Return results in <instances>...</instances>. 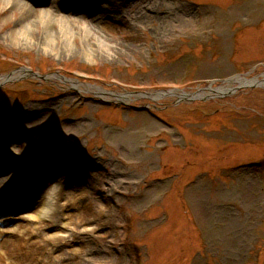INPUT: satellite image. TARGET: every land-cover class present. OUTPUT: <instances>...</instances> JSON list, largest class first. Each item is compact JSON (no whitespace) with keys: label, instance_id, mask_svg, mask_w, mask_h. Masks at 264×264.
<instances>
[{"label":"rangeland","instance_id":"1","mask_svg":"<svg viewBox=\"0 0 264 264\" xmlns=\"http://www.w3.org/2000/svg\"><path fill=\"white\" fill-rule=\"evenodd\" d=\"M102 6L113 17L103 32L113 49L98 46V56L82 36L67 52L33 45L42 23L31 37L18 35L21 10L0 3V145L16 133L11 147L29 153L18 158L13 181L41 152L34 167L53 159L71 172L67 192L77 189L56 197V172L51 216L34 236L38 221L15 218L32 205L0 212V221L11 218L2 229L26 224L12 264H264V0ZM86 10L68 13L88 23ZM236 76L262 83L229 85ZM211 81L231 89L184 102L148 96ZM46 144L62 154L48 157Z\"/></svg>","mask_w":264,"mask_h":264},{"label":"bare ground","instance_id":"2","mask_svg":"<svg viewBox=\"0 0 264 264\" xmlns=\"http://www.w3.org/2000/svg\"><path fill=\"white\" fill-rule=\"evenodd\" d=\"M32 1L33 4H29L24 1L21 2V0H0V3L5 5V7L9 5L11 7V10L17 8L21 10L22 15L17 18L16 22L17 31H15V33L18 35L28 34V36L31 37V34L33 33L31 31H34V28L37 24L36 21L42 23L45 31L43 32V35H40V38H34L33 45L41 46L46 49L50 48L51 51L53 50L58 53H60V51L67 52L72 50V47L74 46V40L82 36L83 40H81V43L84 44L94 55H98L101 52L98 46L104 47L108 50L113 49V44L110 42L109 38L103 34L104 31L106 32V28L110 27L109 25L113 24V17L109 13L110 10H107L102 6L104 0ZM36 5H41L44 8L40 9V11H37L35 7ZM84 7L87 9L86 11L89 19L88 23L87 21L83 22L76 17L69 16V13L71 15H76L78 11ZM142 8L147 9L146 6H143ZM31 12L33 14V17H36L35 19L31 17ZM53 25H55L56 27H53ZM57 41L62 42V48L60 50L57 46L53 45V42L57 43ZM27 72V69L21 70L22 74H25ZM13 75L14 73L4 75L2 78L6 77L7 79L12 77ZM244 78L246 77H239L237 79H234L235 81L228 83L230 85V83L243 84L246 82H250V80H246ZM70 82L74 83V85L77 86L81 85L75 81L70 80ZM229 85H221L217 88V91H225L226 89H229ZM88 87H92L98 93L102 92V89L100 87ZM124 96L126 97V95ZM129 137L131 138V141L133 134L129 133ZM7 138L8 139H6L5 145H0V212L3 211L2 214L11 213L14 215L20 210L26 209L24 208L26 205H32L31 208L34 207L32 213L15 216V218L24 220L29 224L31 222L38 221L39 226L35 228L36 230L34 231L36 232H33L32 234L34 236L37 234V232H39V230L47 227V225L44 224V221L47 217L51 216L50 214L52 212V205L50 203L52 200H48L49 196L52 194L49 193V190L53 185L51 179L55 175H57V173L63 175L62 180L59 181V184L57 186L56 197H58L60 194H67L70 192L71 193L69 195L71 196L74 193L73 190L77 189L73 188L70 192H67L66 181L69 178L67 175L71 174V172L63 168L65 166L62 164H60V167H55L53 159L49 160V163L45 164L46 168L42 169L34 167V165H37L35 164L36 162L40 163L43 161L44 156L41 155V152H39L40 154H38L36 159L33 161L34 165H31L29 169L25 171L26 173H21L18 176L17 180L13 181L15 174L14 172L16 170L15 165L16 163H21V159L18 158H27L29 153L26 152L21 155L15 150V148L11 147L13 146L12 144H14V141L17 139L16 133H9L7 135ZM44 150L45 152H47L48 157L58 156L60 154V152L52 148L50 144H46ZM90 166H94V164L91 162ZM34 170L35 172H37L35 177V181L37 180V182L34 183V181L28 187L22 186V183L28 181V177L32 175V173H34ZM65 172L68 174L66 175ZM88 175V172L84 173L81 177L80 183L77 182V186H81V188L82 186H84L86 188L87 179L85 178L88 177ZM6 184L8 185L7 187L5 186ZM85 199H87V194L79 196L78 198L73 196L72 202L70 204L74 205L77 202L80 203L81 200ZM9 220H11V218L2 219L0 221V225L8 224L10 222ZM25 228L26 224H22L20 222H17L15 225H12L9 228H0V264L13 263L11 257H14L18 253L17 247L15 246V244L17 245L16 238L18 239L24 236ZM9 259L10 263L8 261Z\"/></svg>","mask_w":264,"mask_h":264},{"label":"water","instance_id":"3","mask_svg":"<svg viewBox=\"0 0 264 264\" xmlns=\"http://www.w3.org/2000/svg\"><path fill=\"white\" fill-rule=\"evenodd\" d=\"M241 76H236L235 78H230L228 81L232 82L235 81L234 79H237ZM10 79V78H7ZM246 80H250V82H246L243 83L247 86L253 87L255 85H260L262 82L260 80H258V78H254V79H248V78H244ZM227 81V82H228ZM214 81H211L209 83V85L198 88L196 91L194 92H189V91H185L183 89H179V88H172V89H168V90H159L155 93H148L150 95H148L150 98H153L154 96H165V95H175L177 96V101L178 102H184V101H193V100H197V99H206L207 97H212L211 94H204L203 92H205L206 90H209L211 92H215L216 94L214 96H219L220 94H226L231 88L226 89L225 91L222 92H218L217 87H213ZM241 85H243L242 83H239ZM147 94V93H146Z\"/></svg>","mask_w":264,"mask_h":264}]
</instances>
